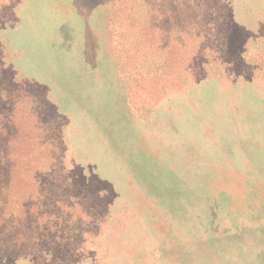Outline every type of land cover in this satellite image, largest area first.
Wrapping results in <instances>:
<instances>
[{
    "label": "rangeland",
    "instance_id": "rangeland-1",
    "mask_svg": "<svg viewBox=\"0 0 264 264\" xmlns=\"http://www.w3.org/2000/svg\"><path fill=\"white\" fill-rule=\"evenodd\" d=\"M224 7L217 34L233 30L215 41L216 55L192 58L158 100L152 73L148 91L124 95L106 0H0L11 63L54 79L75 114L69 134L88 121L100 147L94 160L110 169L93 189L113 206L106 221H90L79 264H264V0ZM223 43L248 52L227 55ZM10 257L0 252V264H20Z\"/></svg>",
    "mask_w": 264,
    "mask_h": 264
},
{
    "label": "trees",
    "instance_id": "trees-1",
    "mask_svg": "<svg viewBox=\"0 0 264 264\" xmlns=\"http://www.w3.org/2000/svg\"><path fill=\"white\" fill-rule=\"evenodd\" d=\"M106 2L112 9L109 25L116 51L113 70L127 98L141 86L148 91L143 82L152 73L155 85L150 91L159 100L166 94L163 92L176 86L175 74L183 66L194 57L199 60L201 54L216 55L219 45L215 41L220 44L233 30L229 27L225 32L224 26L217 34L224 25L222 15L228 14L219 10L226 9L225 0ZM174 8L180 11L172 16ZM163 25L170 31H162L166 29ZM203 38L206 43H202ZM223 44L227 55L248 52L246 48L233 49L230 41L228 46ZM10 46V40L0 39V57H6L0 59V136L7 137L0 147V252L20 264H79L81 255L87 254L80 245L87 239L86 233L94 230L89 227L90 221H106V213L113 206L106 191L94 190L101 175L109 178L110 169H102L94 160L100 147L90 133L89 122L78 119L77 146L76 138L69 134V121L75 115L72 103L65 101L67 96L55 85L53 89L54 79L44 82L37 75L29 77L21 65L15 67ZM220 50L224 52L222 47ZM38 62L35 59L34 67H40ZM136 62L138 66L131 67ZM164 74L169 79H164ZM78 160L82 164L74 168ZM97 213L105 217L97 218Z\"/></svg>",
    "mask_w": 264,
    "mask_h": 264
}]
</instances>
